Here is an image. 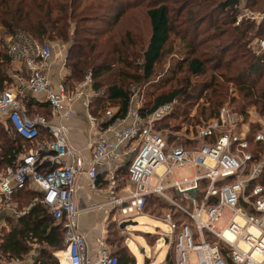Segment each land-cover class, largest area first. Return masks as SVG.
<instances>
[{
  "label": "built area",
  "instance_id": "2783aa9c",
  "mask_svg": "<svg viewBox=\"0 0 264 264\" xmlns=\"http://www.w3.org/2000/svg\"><path fill=\"white\" fill-rule=\"evenodd\" d=\"M243 19L261 25L264 10L245 11L237 24ZM253 50L261 58L264 40L253 44ZM5 53L11 62L19 64V69L10 76L12 85L0 93V124L9 135L28 141L33 147L14 167L0 172V214L10 210L14 219L25 216L29 208L18 210L13 196L34 186L41 193L37 201L63 225L65 247L56 256L59 264H91L86 260V240L78 231L80 211L73 207L78 177L87 174L90 189L97 190V167L118 162V152L130 145H135V157L128 167L131 185L125 189V195L111 200L123 220L149 215L145 206L151 196L189 219L178 225L171 212L163 217L149 215L170 226L172 231V236L165 239V244L170 246L168 255L160 264H264V186L252 187L262 174L264 160L254 162L248 132H236L244 125L243 115L225 105L216 118L184 124L179 130L164 129L162 120L173 112L174 104L144 113V89L133 88L126 117L106 128L111 137L99 135L93 139L94 153L86 168L70 146L66 125L53 120L59 117L68 120L73 116L74 103L87 93L91 78L87 77L74 92L67 91L63 81L52 87L48 76L52 45L39 43L23 33L6 39ZM40 94L45 95L44 102L52 110L50 119L40 115L30 117L19 99ZM89 98L88 95L83 103L88 111ZM106 116L110 119L113 114L108 111ZM90 121L100 124L91 114ZM41 132L47 133L43 139H39ZM164 134L173 140L167 141ZM254 141L264 143V133L256 134ZM185 169L193 172L175 176L177 171ZM226 215L229 219L223 230L217 231L216 225ZM228 232L234 234V244L227 242ZM209 237L217 241L211 242ZM99 245L95 264H118L104 240ZM192 256L196 257L195 262ZM0 264L25 263L20 259H5L0 253Z\"/></svg>",
  "mask_w": 264,
  "mask_h": 264
},
{
  "label": "trees",
  "instance_id": "16d2710c",
  "mask_svg": "<svg viewBox=\"0 0 264 264\" xmlns=\"http://www.w3.org/2000/svg\"><path fill=\"white\" fill-rule=\"evenodd\" d=\"M256 6L263 11L264 0H0V28L7 36L23 33L39 43L68 45V76L63 83L67 91L74 92L87 77L91 78L94 97L89 113L99 118L103 129L126 117L131 87L146 90L133 84L142 85L162 75L154 91L146 92L149 98L143 112L149 114L173 103L174 110L162 120L161 127L179 130L184 124L216 118L228 100L236 102V97L230 95L231 86L239 98L236 113L245 116V108L254 105L264 114V53L257 58L250 47L254 39L264 40V23L257 25L243 19L237 24L242 9ZM137 13L148 25L147 38L140 36ZM176 46L181 48V58L167 67L165 60L176 56ZM10 65L11 60L0 48V93L11 83L7 74ZM182 71L187 76L177 78ZM208 73V79L194 82L195 78H207ZM19 99L30 117L37 116L32 114L37 109H48L50 115L43 116L51 118L48 103L29 95ZM111 103L119 107L109 119L106 109ZM254 130L250 126L249 151L254 162H259L264 160V143L254 141ZM46 136L41 132L39 139ZM163 136L173 140L170 135ZM32 146L9 135L0 124V170L14 167ZM257 184L264 186V168L252 187ZM39 198L41 193L34 186L14 194L17 209L29 208V212L19 219L4 218L7 225L0 253L5 259L25 260L31 245H38V258L32 264H59L55 254L65 247L63 225L53 219L37 201ZM145 212L160 217L171 212L178 225L189 221L155 196L147 198ZM144 237L150 244L158 239L151 234ZM209 240L217 241L211 237ZM107 241L118 264H136L116 222L109 224Z\"/></svg>",
  "mask_w": 264,
  "mask_h": 264
},
{
  "label": "crops",
  "instance_id": "0c3cea01",
  "mask_svg": "<svg viewBox=\"0 0 264 264\" xmlns=\"http://www.w3.org/2000/svg\"><path fill=\"white\" fill-rule=\"evenodd\" d=\"M48 76L51 86L55 88L68 76V71L65 68L64 62H59L58 60L53 62L52 60ZM85 92L87 93H85L84 97L74 103V114L72 117L68 120L59 117L53 121L66 125L69 132L70 146L82 158L84 166L88 168L94 153V148L92 146L93 139L99 135L109 138L112 136V133L105 132L106 129H103L100 124L94 125L91 123L90 113L88 109L84 107L83 103L88 99V95L90 96L92 90L88 88ZM35 98L41 102L45 101L44 94H40ZM115 126H117V124H115ZM134 146L135 145H130L129 147L122 148L118 152V162L97 167V190L90 189L89 178L85 173L81 174L76 181L75 192L73 194V207L80 211L78 215V231L86 240V260L91 264H95L97 260L100 240H104L105 246L111 250L107 241L109 224L111 222H116L121 231V235H124L125 229H120V224L124 222V220H121L118 207L112 204L111 200L116 197H122L125 195V189H127V187L129 188V186H125L124 183L121 182L122 173L120 170L122 165L128 162V158L132 154H135L133 153ZM179 171H190V174L193 172L191 169ZM177 172L175 176L181 177L176 175ZM12 214L10 210L3 211L0 214V220H4L6 216H12ZM143 217L153 218L149 215ZM228 219L229 215H226L219 224L225 226ZM142 235L144 236L145 234ZM123 237L125 239V245L129 249L126 243V235ZM146 240L148 241L147 238ZM57 254H59V252H57L55 256H57ZM191 259L193 262L196 261V257L194 256H192Z\"/></svg>",
  "mask_w": 264,
  "mask_h": 264
},
{
  "label": "rangeland",
  "instance_id": "374dc122",
  "mask_svg": "<svg viewBox=\"0 0 264 264\" xmlns=\"http://www.w3.org/2000/svg\"><path fill=\"white\" fill-rule=\"evenodd\" d=\"M260 2H262V0H260ZM258 7H253V8H249V9H242L241 11V15H243L245 13V11H251L254 13H258L261 12V10L257 9ZM138 17H139V24H140V36L147 38L148 34H149V28L148 25L145 22V19L143 18V15H140L139 13ZM239 16V17H240ZM250 21V20H247ZM251 22V21H250ZM9 38V36H7L6 34H4L3 30H1L0 28V48L3 49V51L5 52V42L6 39ZM259 40L261 39H254L252 44L250 45V47L253 49V44H256ZM44 43H49L50 45H52L53 48V55L51 58V61L53 60V62H56L57 60L60 62H64V64L66 63V58H67V54H68V49L69 46L66 44H62L61 42H54V41H45ZM172 43L170 42L168 46H170ZM254 48H257L256 46H254ZM177 51L176 56H173V58L169 57L168 61L165 60L164 65H166L167 67L170 66L171 64H174L175 62H177V59L181 58V54L179 53V49H181L180 47L175 48ZM254 51V50H253ZM255 54V51H254ZM256 56V55H255ZM165 66V68H166ZM19 69V64H16L14 62H11V65L8 68L7 74L9 76H12L16 70ZM162 71V68L159 69V73ZM158 74V73H157ZM208 74H206L207 78L205 76L201 77V78H195L194 82H199L200 80L202 81V79H208ZM186 77L187 75L185 74L184 71L181 72L180 75H178L177 78H182V77ZM162 78V75L159 77H155L153 79H151V81H149L148 83L144 82V84L140 85V84H133L137 85V86H142L145 87L146 90H144V104L147 102L149 95L146 94V92H151L154 91V85L159 84L160 79ZM12 80L11 83L7 86L10 87L12 85ZM153 86V88H152ZM177 87V86H176ZM135 88V87H134ZM168 88V87H167ZM232 89H230V95H234L236 97V102H231L228 100L227 103H225L224 105H229L233 108H235V106L237 107V102L239 100L238 98V93L235 92L236 90L233 89V87L231 86ZM91 89V88H90ZM132 87L130 88V91H132ZM141 89V88H140ZM94 97V93L91 92L90 93V98L89 100L91 101L92 98ZM23 104V103H22ZM26 110H28V108L26 107L25 104L22 105ZM118 105L111 103V105L107 106L106 110H109V112H111L112 114L116 113L118 110ZM238 108V107H237ZM36 109V108H35ZM27 112V111H26ZM32 114H37L40 116L43 115H50V112L48 109H37L35 110V113ZM93 117L99 119L97 116L91 114ZM244 117V125L240 126V130H236V132L240 133V131H246L249 133L250 130V126L255 129L253 134H258V133H264V114H261L258 110L257 107L254 105H250L247 106L245 108V116ZM245 119L247 121V123L245 122ZM180 144V143H179ZM33 147V146H32ZM135 154H132L129 158H128V162L122 165L121 168V173H122V178H121V182L124 183L125 186H130V183L128 181L127 178V170L126 167L130 165V163L132 162V160L134 159ZM262 157L264 158V154L262 155ZM0 172H2L0 170ZM177 176H185V175H190V171H179L176 174ZM121 220H123L124 217H122L119 214ZM125 222V221H124ZM126 222H132V223H136L135 225H130L127 226L124 232V235H126V243L131 251V253L134 256V259L136 261L137 264H160L162 263L169 252L170 246L165 244V239H167L168 237L172 236V231L170 226H167L164 222L162 221H157L153 218L150 217H143V216H133L132 220L130 221H126ZM6 222L4 220H0V241L2 238V235L4 233V231H6ZM224 226L222 224H217L215 229L217 231H221L223 230ZM142 234H151V235H155L158 237V240L155 244H150L146 238L142 235ZM123 235V236H124ZM161 246V249H158L157 246ZM142 249H144V252H142ZM38 252H39V246L38 245H31V252L29 254V256H27L25 258V260H23L24 263H29L32 264L33 261H35L38 258Z\"/></svg>",
  "mask_w": 264,
  "mask_h": 264
},
{
  "label": "bare ground",
  "instance_id": "6f19581e",
  "mask_svg": "<svg viewBox=\"0 0 264 264\" xmlns=\"http://www.w3.org/2000/svg\"><path fill=\"white\" fill-rule=\"evenodd\" d=\"M226 238H227V239H226L227 242H229V243L234 244V243L236 242L234 234H232V233H230V232L226 233ZM60 256H61V255H60Z\"/></svg>",
  "mask_w": 264,
  "mask_h": 264
},
{
  "label": "water",
  "instance_id": "95a60500",
  "mask_svg": "<svg viewBox=\"0 0 264 264\" xmlns=\"http://www.w3.org/2000/svg\"><path fill=\"white\" fill-rule=\"evenodd\" d=\"M136 223H132V222H122L121 224H120V229L121 230H124V229H126V227L127 226H130V225H135ZM143 252V251H142Z\"/></svg>",
  "mask_w": 264,
  "mask_h": 264
}]
</instances>
